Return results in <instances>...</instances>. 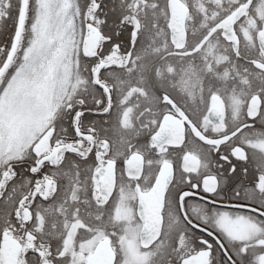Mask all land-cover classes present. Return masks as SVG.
Returning a JSON list of instances; mask_svg holds the SVG:
<instances>
[{"label": "snow or ice", "instance_id": "snow-or-ice-1", "mask_svg": "<svg viewBox=\"0 0 264 264\" xmlns=\"http://www.w3.org/2000/svg\"><path fill=\"white\" fill-rule=\"evenodd\" d=\"M0 264H264V0H0Z\"/></svg>", "mask_w": 264, "mask_h": 264}]
</instances>
